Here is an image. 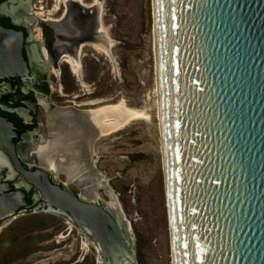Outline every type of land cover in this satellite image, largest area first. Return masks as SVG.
I'll return each mask as SVG.
<instances>
[{
    "label": "water",
    "instance_id": "1",
    "mask_svg": "<svg viewBox=\"0 0 264 264\" xmlns=\"http://www.w3.org/2000/svg\"><path fill=\"white\" fill-rule=\"evenodd\" d=\"M155 23L174 264H264V0H155ZM23 41L0 26V80L28 74ZM12 128L0 118V149L47 211L85 227L104 264H137L123 214L24 171Z\"/></svg>",
    "mask_w": 264,
    "mask_h": 264
},
{
    "label": "rangeland",
    "instance_id": "2",
    "mask_svg": "<svg viewBox=\"0 0 264 264\" xmlns=\"http://www.w3.org/2000/svg\"><path fill=\"white\" fill-rule=\"evenodd\" d=\"M101 4V26L112 42L110 57L84 48L80 75L73 77L60 64V81L55 75L50 78V97L61 101L60 90L64 95L91 93L77 101L95 100L91 110L124 101L128 108L149 117L109 137H100L94 147V166L118 200L129 226L136 263L173 264L162 135L156 118L153 1L101 0ZM67 188L77 191L73 184ZM97 192L108 201L102 189ZM69 224L48 212L18 219L0 234V264H97L98 257L85 235Z\"/></svg>",
    "mask_w": 264,
    "mask_h": 264
},
{
    "label": "flooded vegetation",
    "instance_id": "3",
    "mask_svg": "<svg viewBox=\"0 0 264 264\" xmlns=\"http://www.w3.org/2000/svg\"><path fill=\"white\" fill-rule=\"evenodd\" d=\"M95 5L96 1L84 0H0V26L23 35V57L28 68L24 77L0 80V118L13 127L11 142L24 171L40 170L64 190L71 191L67 186L73 184L77 191L72 192L80 200L119 216L123 214L120 205L116 207L104 187L108 183L94 166V147L100 138L90 118L95 100L77 101L91 93L64 95L60 90L61 101L54 102L50 97L51 76L59 81L62 76L59 65L64 64L73 77L79 76L84 48H92L97 42L102 8L99 11ZM76 84L80 88L77 79ZM99 189L108 201L101 199ZM0 206L7 215L0 217V234L22 217L47 213L39 191L16 170L2 149ZM71 227L85 235L98 257L97 264H104L94 237L79 224Z\"/></svg>",
    "mask_w": 264,
    "mask_h": 264
},
{
    "label": "bare ground",
    "instance_id": "4",
    "mask_svg": "<svg viewBox=\"0 0 264 264\" xmlns=\"http://www.w3.org/2000/svg\"><path fill=\"white\" fill-rule=\"evenodd\" d=\"M152 1H153V17H154V28H153V30H154V38H155V51H156L155 53H156V67H157V81H158V111L156 114V118L158 120L159 128H160L161 135H162L163 166H164V174H165V153H164L163 128H162L163 122H162V112H161V95H160L159 75H158L157 33H156V23H155V0H152ZM96 5H97L99 11H101V4L96 2ZM98 28H97V30H98ZM106 32L107 31H105L101 26L99 28V33L97 31V34H98L97 42L95 44L93 43L92 45L96 51H99L100 53H103V54L107 55L108 57H110V49L112 46V42L108 38ZM46 55L47 54H45V56ZM90 118H91L93 125L97 129L100 137H105V136L109 137L110 135H112L114 133H117L119 131L124 130L126 127H128L131 123H133L135 121H140V120L148 121L149 120V117L146 115L145 112L128 108L124 101H120L116 104L104 105L98 109H94L90 113ZM109 195L113 199V196L110 193H109ZM113 202L115 203L116 207L118 208V205L116 204L114 199H113ZM47 212L55 214L58 217L63 218L68 223L75 224L73 221L57 214L53 210H50ZM76 224H79V223H76ZM79 225H81V224H79ZM87 232H89V231H87ZM173 264H174V260H173Z\"/></svg>",
    "mask_w": 264,
    "mask_h": 264
}]
</instances>
